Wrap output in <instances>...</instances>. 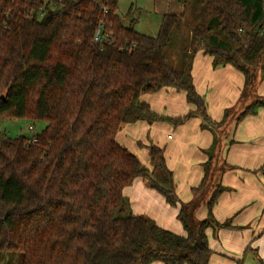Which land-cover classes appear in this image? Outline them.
<instances>
[{"label":"trees","instance_id":"1","mask_svg":"<svg viewBox=\"0 0 264 264\" xmlns=\"http://www.w3.org/2000/svg\"><path fill=\"white\" fill-rule=\"evenodd\" d=\"M179 1L183 12L164 13L150 36L123 23L120 0H0V115L47 122L36 141L0 135V264L16 256L17 264H211L207 229L234 227L213 213L224 186L210 195L205 218L194 221L192 210L214 174L217 136L188 203L176 192L164 147L149 145V169L117 140L137 120L179 124L199 115L214 134L228 121L227 112L220 121L209 114L193 61L183 69L169 62L167 44L192 0ZM202 3L206 23L191 31V58L202 50L215 67L235 66L245 76L243 95L255 96L259 70L264 77V0ZM164 87L185 91L194 109L179 117L153 110L142 95ZM261 107L256 95L236 123ZM138 178L178 208L184 234L127 211L124 189Z\"/></svg>","mask_w":264,"mask_h":264},{"label":"crops","instance_id":"2","mask_svg":"<svg viewBox=\"0 0 264 264\" xmlns=\"http://www.w3.org/2000/svg\"><path fill=\"white\" fill-rule=\"evenodd\" d=\"M165 2L166 12L179 14L184 10L179 0ZM192 73L195 87L205 96L208 111L216 121L223 119L227 108L232 106L236 109L242 104L240 96L245 76L235 66L224 64L215 67L213 57L200 50L195 55ZM256 82L255 94L264 97L261 71ZM142 98L153 110L165 116H184L194 109L187 100L186 92L174 87L145 93ZM202 123L199 115L175 125L165 120H137L125 123L117 134V140L145 164H150V160L144 145L164 147L176 192L183 202L188 203L194 198L192 188L203 179L204 163L209 158L207 150L215 136ZM220 130H216L220 139L216 152L223 156V162L228 166L215 173L224 190L213 207V213L218 221H230L234 227H209L207 234L214 250L211 264H235L239 251L247 243H264V108H259L255 114H247L238 123L231 118ZM222 130H229V134ZM124 194L131 199L135 214L149 216L165 228L185 233L178 219V208L169 204L144 179H136L124 189ZM208 199L196 209L199 219L208 214ZM153 264L165 263L156 261Z\"/></svg>","mask_w":264,"mask_h":264},{"label":"rangeland","instance_id":"3","mask_svg":"<svg viewBox=\"0 0 264 264\" xmlns=\"http://www.w3.org/2000/svg\"><path fill=\"white\" fill-rule=\"evenodd\" d=\"M165 1L164 0H120L119 13L125 25L128 26L132 25L136 30L144 34L150 36H156L160 29L163 14L166 13ZM203 10H204V5L202 3V0H192L190 3L189 11L179 19V22L176 24V26L173 29L170 40L166 47V53L168 55L169 62L178 69H183L186 66H188L191 60L194 61L195 57L191 58V54L189 53L191 37H192L191 31L196 23L198 22L206 23V20L204 19V15H203ZM218 35L220 39L222 40L225 39L220 34ZM255 98L256 95L246 97V95H243L242 93V95L240 96V101L242 102V104L236 109L231 106L225 110L224 114L226 112L228 113L227 120L229 121L231 120V118L232 119L235 118L236 115L240 111H242L248 104L253 102ZM165 121H168L173 125L176 124L171 120H165ZM46 123L47 122L45 120H37L33 122L32 120L25 117L16 118L9 114H3L0 115V135L7 134L9 136L14 137L20 134H25L27 136H32V132L29 129V125L33 124L34 133H38L43 130V128L46 126ZM220 127H217L216 129L221 131ZM225 131L226 134L228 135L229 130H225ZM215 135L217 136L219 142L220 141L219 135L217 134L216 131H215ZM218 142L214 149L213 152L214 156L212 159L211 173L214 174L213 176H209V179L207 181V183L209 184V186L207 187L208 189L206 188L203 196L200 198L201 200L198 201V204H196L195 209L192 210V218L194 221L201 220L196 216V209L198 208L199 205L206 202L207 198L210 197L214 189L217 187L218 180L217 177H215V173L217 172L218 169L224 166L223 156L217 154L216 152ZM144 148L148 150L149 145H144ZM146 165L149 167V169L151 168L150 164H146ZM144 180L149 185V181H148L149 179H144ZM125 196L128 199L127 211L135 213L131 199L129 198V196L127 195ZM262 245L264 246V243H247L245 247H243L241 251H239L240 253L238 257L235 259L236 262L235 264H264V254L262 250L263 248ZM5 256L6 258H10L12 255L10 253H7ZM15 258L16 259L12 260L13 264L18 263V259H17L18 256H16Z\"/></svg>","mask_w":264,"mask_h":264},{"label":"built area","instance_id":"4","mask_svg":"<svg viewBox=\"0 0 264 264\" xmlns=\"http://www.w3.org/2000/svg\"><path fill=\"white\" fill-rule=\"evenodd\" d=\"M95 38L96 39H100L101 38V31H100V29L97 30V33H96V37ZM29 129L32 132V136H33L32 141H36L35 133L33 131L34 125L33 124L29 125Z\"/></svg>","mask_w":264,"mask_h":264}]
</instances>
